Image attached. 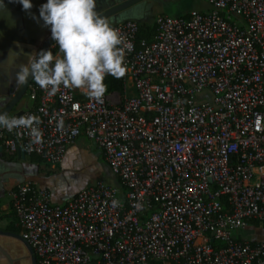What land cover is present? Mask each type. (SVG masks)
Returning a JSON list of instances; mask_svg holds the SVG:
<instances>
[{"label": "built area", "instance_id": "built-area-1", "mask_svg": "<svg viewBox=\"0 0 264 264\" xmlns=\"http://www.w3.org/2000/svg\"><path fill=\"white\" fill-rule=\"evenodd\" d=\"M205 1L206 12L158 14L149 41L135 20L110 22L131 45L123 93L97 103L32 81L20 115L38 116L40 134L0 128L9 155L51 165L84 135L122 183L95 181L62 203L18 184L11 207L37 264L264 259V242L233 236L264 222V0Z\"/></svg>", "mask_w": 264, "mask_h": 264}, {"label": "crops", "instance_id": "crops-1", "mask_svg": "<svg viewBox=\"0 0 264 264\" xmlns=\"http://www.w3.org/2000/svg\"><path fill=\"white\" fill-rule=\"evenodd\" d=\"M124 1L126 0H96V10L101 13ZM199 1L144 0L114 16V22L126 20L124 18L127 15L132 20L138 18L142 21L155 13L171 17L186 16L191 10H197L195 4ZM30 2L31 9L24 10L18 0H0V110L18 89L15 83L17 65L26 64L27 54L37 52L43 41L51 35L50 28L44 25L39 16V8L46 0ZM75 91L79 97L85 95L84 90ZM26 96L27 94L24 100L27 106L24 109L31 105ZM86 140L90 139L84 135L79 136L68 147L63 161L56 165L46 163L34 155H9L0 142V264H33L29 249L21 239L22 229L11 207L12 193L17 185L26 180L32 181L39 189L50 193L52 203H62L73 197L85 186L62 182L61 172L70 170V166L84 158L87 160L90 153ZM90 161L88 159V163ZM245 228L252 230L251 236L238 235L235 238L252 243L264 242V222L253 221ZM257 264H264V259Z\"/></svg>", "mask_w": 264, "mask_h": 264}, {"label": "clouds", "instance_id": "clouds-1", "mask_svg": "<svg viewBox=\"0 0 264 264\" xmlns=\"http://www.w3.org/2000/svg\"><path fill=\"white\" fill-rule=\"evenodd\" d=\"M18 2L24 10L32 7L30 0ZM39 16L59 51L56 55L50 49L27 54V63L17 65L16 86H24L30 78L48 95H55L61 87L84 90L90 99L103 103L106 77L121 79L128 71L125 57L130 43L98 13L96 0H46ZM39 123L34 114L0 112V128L9 131L25 128L36 136Z\"/></svg>", "mask_w": 264, "mask_h": 264}, {"label": "rangeland", "instance_id": "rangeland-1", "mask_svg": "<svg viewBox=\"0 0 264 264\" xmlns=\"http://www.w3.org/2000/svg\"><path fill=\"white\" fill-rule=\"evenodd\" d=\"M195 8L197 10L201 9L202 11H207L209 9V5L207 4V1L200 0L195 4ZM156 14L157 13L152 14L145 21L147 23L154 22L155 17L157 16ZM199 99L200 101L209 99V94H203L197 100ZM85 143L88 147L90 155L87 156L86 161L84 158V160H81L80 162L75 163L73 166H70V170L68 169L61 172L62 182H72L74 185L78 184L79 187H81L83 185L87 186L88 184L95 181H101L105 184L121 188L122 185L120 178L112 172L109 164L103 157L102 151L90 140H86ZM88 159H91L89 163ZM86 163H88V166ZM251 234L252 230L245 228L235 231L233 236L237 237L240 235L241 237H247L249 235L251 236Z\"/></svg>", "mask_w": 264, "mask_h": 264}, {"label": "water", "instance_id": "water-1", "mask_svg": "<svg viewBox=\"0 0 264 264\" xmlns=\"http://www.w3.org/2000/svg\"><path fill=\"white\" fill-rule=\"evenodd\" d=\"M141 1H144V0H126L122 3H119L117 5H114L104 11H102L101 13H99L101 16L105 17L108 19V21L120 14L121 12L131 8L132 6L140 3ZM55 43V41L52 39L51 35L45 39L43 41V43L41 44V46L39 47L38 51L39 52L40 50H49V48ZM33 80H31L29 78V81L27 84H25L24 86L22 87H18V89L16 90V92L14 93L13 97L9 100V102L0 110V112H6L8 113L9 115L11 113H13L15 111V114L17 115H20L23 113L24 111V108L27 106L25 104V100H24V97L25 95L27 94V90H28V87L29 85L31 84ZM18 153L24 155V151L22 150H19ZM3 232V231H1ZM21 239L22 241L26 244V246L28 247L29 249V253H30V256H31V259H32V263L33 264H37V259H36V255L32 249V247L26 242L25 239H23V237L21 236Z\"/></svg>", "mask_w": 264, "mask_h": 264}, {"label": "trees", "instance_id": "trees-1", "mask_svg": "<svg viewBox=\"0 0 264 264\" xmlns=\"http://www.w3.org/2000/svg\"><path fill=\"white\" fill-rule=\"evenodd\" d=\"M127 13H125L124 15H127ZM127 16H129V15H127ZM127 16L124 19H128L129 17H127ZM114 19H115V17H112L109 21H114ZM133 20H135L139 25V32L137 34V38L138 39L145 38L148 41L151 40L153 35H154V32H155L154 22L147 23L146 21H142L141 19H138V18L133 19ZM105 83L108 85L106 94H110L112 92L123 93V91H124V85H123V82L121 79H114L113 77L108 76L105 79ZM12 115L10 114V116H12ZM121 185H122V183H121ZM253 221H256V220H252V221H250V223H252ZM148 264H162V263H160V262H149Z\"/></svg>", "mask_w": 264, "mask_h": 264}, {"label": "flooded vegetation", "instance_id": "flooded-vegetation-1", "mask_svg": "<svg viewBox=\"0 0 264 264\" xmlns=\"http://www.w3.org/2000/svg\"><path fill=\"white\" fill-rule=\"evenodd\" d=\"M109 22H114V21H109Z\"/></svg>", "mask_w": 264, "mask_h": 264}]
</instances>
